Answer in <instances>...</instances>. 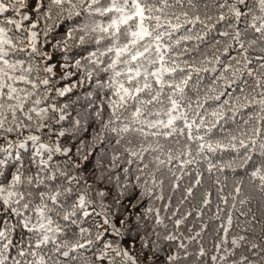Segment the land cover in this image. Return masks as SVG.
Instances as JSON below:
<instances>
[{"label": "snow or ice", "instance_id": "1", "mask_svg": "<svg viewBox=\"0 0 264 264\" xmlns=\"http://www.w3.org/2000/svg\"><path fill=\"white\" fill-rule=\"evenodd\" d=\"M0 264H264V0H0Z\"/></svg>", "mask_w": 264, "mask_h": 264}, {"label": "trees", "instance_id": "2", "mask_svg": "<svg viewBox=\"0 0 264 264\" xmlns=\"http://www.w3.org/2000/svg\"><path fill=\"white\" fill-rule=\"evenodd\" d=\"M234 26H237L241 29H243L245 27V20L244 19H241L239 21H236V20H233L231 22ZM201 28V26H197V31H199ZM231 27H229L228 23L227 22H219V23H215L213 22V27L211 28V30L207 31L206 34H205V41L202 42L204 43L205 45H208V44H211V43H214L215 41H220V50L221 52L223 51V47L225 45H233V41L231 39V37H224L221 35L222 32L224 31H231ZM238 54V46H235L233 45L232 49H231V52H230V55L231 56H237ZM261 54L260 52V49L257 48L255 49L253 52H251V55L253 58L255 57H258L259 55ZM222 59H227V57H223L222 56ZM213 74H204L202 73L201 76H211ZM179 77H177L178 79ZM247 79L246 77L241 79L240 81H238L237 83L240 85V87H243L244 86V80ZM209 81L206 80V79H202L200 80L199 82H197V79L196 77L194 76L193 77V80H192V85L194 87H203L206 83H208ZM61 87H63V85H60ZM89 91H94V89H90L89 88V85L88 83H84L81 87L77 88V89H74L73 90V93H70L69 96H68V99H63L61 100V104H67V105H71V107L69 108L68 112H69V115L71 116H75L77 112H79L81 110V107L82 105L86 104V102L91 98L89 97ZM230 91H237V94L238 93V90L236 89L235 85L233 86L232 89H230ZM191 118V117H190ZM247 118V115L245 112L241 111V112H237L235 115H229L228 117V124L231 125V126H235L236 123H242L244 119ZM64 124L65 127L68 126L67 124V121L65 122H62ZM59 130V129H57ZM55 139V138H53ZM45 140H47V137H45ZM34 145H31V144H28L26 145L23 149H20V150H17L18 152L19 151H22L26 154H31V151L34 149ZM223 155V154H221ZM226 158H230V157H226ZM203 169V166L201 168V170ZM228 176V183L231 184V181L232 179L235 177V178H240L241 176L244 175L243 173V170H238L236 173H227L226 174ZM221 180L223 181V176L220 177ZM194 179V177H193ZM215 179V176H213L211 179H209L208 177V174L205 172L204 173V180H203V186L196 189V197H197V200H193L191 201V204H196L198 203V200L199 198L201 197L202 193L206 190H208L209 188H211L212 192H213V195H212V208H213V211L215 210V205L218 203L217 201V198H216V192H215V186L212 184V180ZM189 184V178L188 177H185L184 180H183V184H182V187L183 186H187ZM229 191V188H225V194ZM127 203V201L125 202ZM191 204H185L183 206V211H188L190 209V206ZM239 207V205H237ZM173 207H175V203L173 205ZM251 207L253 208V211H255L257 213V216L260 215V212L257 210V205L255 203H253L251 205ZM246 210V209H245ZM206 212V215L204 217V221H207L209 216L211 215V213H208L207 209L205 210ZM189 224H191V221H189ZM85 226H88V225H85ZM119 226V225H117ZM256 231L257 233L260 232V226L259 224H257L256 226ZM95 232L93 231V236H94ZM236 232L234 231L232 233V235H235ZM135 233L132 232V233H129L128 234V240L125 239L124 236H121V237H118L116 238V240H114L113 242H117V241H122V246L123 247H128V242L129 240L131 239L132 236H134ZM211 240H212V232H211V229H209L205 234H204V241H205V246L207 248H211ZM102 247V245H101ZM88 255H90L91 253H87ZM164 252L162 251L160 253V256L161 258L164 256Z\"/></svg>", "mask_w": 264, "mask_h": 264}]
</instances>
